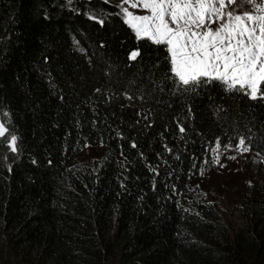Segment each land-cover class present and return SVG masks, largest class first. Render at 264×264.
Wrapping results in <instances>:
<instances>
[{"label": "trees", "instance_id": "1", "mask_svg": "<svg viewBox=\"0 0 264 264\" xmlns=\"http://www.w3.org/2000/svg\"><path fill=\"white\" fill-rule=\"evenodd\" d=\"M0 123V264H264V201L228 232L194 187L239 137L264 158V99L179 88L113 0H0Z\"/></svg>", "mask_w": 264, "mask_h": 264}, {"label": "snow or ice", "instance_id": "2", "mask_svg": "<svg viewBox=\"0 0 264 264\" xmlns=\"http://www.w3.org/2000/svg\"><path fill=\"white\" fill-rule=\"evenodd\" d=\"M129 3L137 13L124 7ZM247 6L260 14L244 10ZM118 7L138 39L147 38L166 49L169 77L179 88L218 82L225 91L264 99V6L254 0H122ZM138 55L132 51L129 59ZM179 131L184 133V127ZM0 138L8 141L13 153L18 151L17 137L4 123ZM236 148L250 151L243 137ZM213 162L219 163V158Z\"/></svg>", "mask_w": 264, "mask_h": 264}, {"label": "rangeland", "instance_id": "3", "mask_svg": "<svg viewBox=\"0 0 264 264\" xmlns=\"http://www.w3.org/2000/svg\"><path fill=\"white\" fill-rule=\"evenodd\" d=\"M121 3L122 0H113L118 10ZM254 4L264 6V0H254ZM124 7L129 8L134 14L137 13L136 9L130 7V3ZM244 10L251 11L253 15L260 14L254 6H247ZM120 16L124 20L121 13ZM102 152V147H86L77 156L76 163L91 166L101 157ZM231 156L236 158L230 159ZM217 157L219 163H214ZM194 187L196 193L225 225L224 228L228 229V232L237 230L243 201L256 198L264 201V158L250 151L242 153L236 146L217 150L212 153L209 163L201 170Z\"/></svg>", "mask_w": 264, "mask_h": 264}]
</instances>
